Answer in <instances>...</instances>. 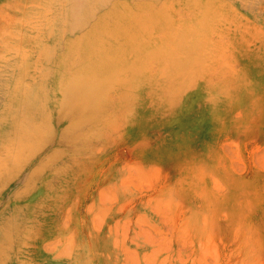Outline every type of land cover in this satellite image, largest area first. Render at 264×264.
I'll return each instance as SVG.
<instances>
[{
	"label": "rangeland",
	"instance_id": "obj_1",
	"mask_svg": "<svg viewBox=\"0 0 264 264\" xmlns=\"http://www.w3.org/2000/svg\"><path fill=\"white\" fill-rule=\"evenodd\" d=\"M203 1L176 94L172 72L141 88L78 72L63 86L57 65L74 37L46 62L33 49L40 0H0V115L3 88L17 82L46 115L23 146L18 128L0 125V219L11 231L0 264H264V0ZM171 8L176 25L191 22L190 4ZM166 59L142 64L161 74ZM91 88L103 89L88 99Z\"/></svg>",
	"mask_w": 264,
	"mask_h": 264
},
{
	"label": "bare ground",
	"instance_id": "obj_2",
	"mask_svg": "<svg viewBox=\"0 0 264 264\" xmlns=\"http://www.w3.org/2000/svg\"><path fill=\"white\" fill-rule=\"evenodd\" d=\"M180 1L181 4H190L191 9L189 12L186 10L190 21L195 19V14L202 15L206 11L203 0ZM172 2L174 0H40L32 13L40 25L33 49L42 51V60L55 63V49L61 43L62 37H74L67 40L65 51L61 55L63 58L61 57L57 65L64 72L63 86L66 78L78 72L106 78L122 75L127 79H135L140 88L149 79H156L158 75L166 79L172 72L178 77L175 83L176 94L183 92L187 77L176 66L179 63L182 66L186 64L187 55L180 54L179 50L186 44L190 28L197 26L199 22L196 20L186 25H176ZM157 31H163L164 34L157 35ZM193 44L195 45H190V50L197 53L199 43L196 41ZM157 54L168 59L162 63L161 74L150 73L148 64H142L146 56ZM68 59L79 65L76 72L67 71ZM24 60L29 61L30 55H25ZM22 68L26 69L23 65L20 69ZM10 87L11 84H7L3 88L5 105L0 115V125L7 122L18 128L16 139L23 146L39 137V129L35 127V123L32 124V119L39 118L42 122L46 115L41 100L30 96L28 85L17 82L12 91ZM102 89H86L90 93L88 99H92ZM99 106L100 104H94L92 113H96ZM30 121V127L26 128ZM19 152L20 150L16 151L14 158L20 159ZM10 232V226L1 222L0 259H3Z\"/></svg>",
	"mask_w": 264,
	"mask_h": 264
}]
</instances>
